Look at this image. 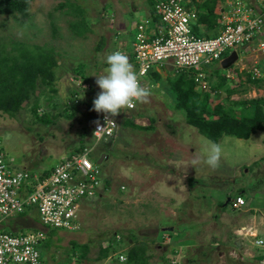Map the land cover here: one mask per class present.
I'll use <instances>...</instances> for the list:
<instances>
[{"label": "rangeland", "instance_id": "obj_1", "mask_svg": "<svg viewBox=\"0 0 264 264\" xmlns=\"http://www.w3.org/2000/svg\"><path fill=\"white\" fill-rule=\"evenodd\" d=\"M147 2L34 0L27 18L0 16V50L20 49V44L27 52L40 47L52 50L58 63L51 86L37 82V99L21 104V110L11 117L0 112V142L13 171H39L49 163L57 165L60 156L82 143L95 146L91 130L97 112L91 110V105L100 91L95 76L107 67V54H126L125 47L131 49L134 42L132 33L116 37L117 30L110 24L121 19L136 26L144 19L141 10ZM80 21L82 29L72 28ZM10 55L14 58L20 52L11 51ZM232 69L221 70L219 65L204 69L207 82L219 83L220 76ZM78 77L87 79L91 91L75 105L77 112L66 117L62 110L73 102L70 93L80 84ZM226 82L233 84L229 79ZM164 87L158 85L151 91L148 103H136L133 110L118 118L140 127L152 126V130L140 132L120 126L116 136L103 143L107 148L102 151L100 145L92 151L93 164L98 155L107 156L95 166L103 183L108 182L103 184L108 192L96 201L81 204L79 234L69 232L57 242H50L47 256L55 255L61 261L56 264H68L70 254L79 253L73 243L84 245L83 251L88 249L83 261H73L76 264H117L111 259L96 261L100 246H107V238L115 234L122 241L112 243L115 257L139 243L136 247L151 255L146 264H264V251L247 242L243 244L250 254L246 253L242 261L231 259L228 252L234 248V241L227 231L239 227L240 219L254 216L255 229L264 232V133L258 132L248 140L223 137L217 142L222 145L217 169L203 162L191 167L193 159H203L208 139L186 123L185 113L173 108V98ZM260 97H264V90L251 86L247 94L235 95L229 101ZM218 100L210 94L209 109ZM34 105L38 106L36 115L32 112ZM227 195L241 196L246 205L238 210L231 203L225 206ZM203 226L217 228L205 233ZM214 241L218 245L212 248ZM173 251L180 256L171 260Z\"/></svg>", "mask_w": 264, "mask_h": 264}, {"label": "built area", "instance_id": "obj_2", "mask_svg": "<svg viewBox=\"0 0 264 264\" xmlns=\"http://www.w3.org/2000/svg\"><path fill=\"white\" fill-rule=\"evenodd\" d=\"M153 1L154 14L159 17L162 28H156L153 38H149L146 29L153 22L151 19L144 20L137 27L133 46L135 71L141 84L150 90L151 85L145 83L150 70L154 66H163L168 61L172 63L176 73L191 72L194 84L201 92H206L208 82L202 71L204 65L218 62L224 54L252 44H255L258 53L264 57V11L251 18L252 10L242 7L239 0L241 3L235 2V11L224 20L221 34L204 39L193 34L190 24L196 21V14L187 9L182 0ZM250 73L252 79L264 80L263 70L253 68ZM86 88L87 85H81V89ZM134 107L135 104L122 109L118 116L111 118L115 125L105 122L104 115L98 113L96 121L104 127L97 130V124H93L92 138L95 144L114 138L119 116ZM61 161L48 176L37 180L36 176L28 172L10 170L0 142V219L22 214L27 207H35L43 226L75 231L78 228L81 203L99 197L103 188L101 174L86 155L65 156ZM22 189L28 190L24 196L19 194ZM231 204L233 209L238 210L245 202L242 198H236ZM244 235L254 239L255 247L264 250V239L257 238L255 232L247 231ZM43 240L41 232L23 236L0 232V264H47L40 260L38 252V246ZM118 260L123 262L124 257L119 255Z\"/></svg>", "mask_w": 264, "mask_h": 264}, {"label": "trees", "instance_id": "obj_3", "mask_svg": "<svg viewBox=\"0 0 264 264\" xmlns=\"http://www.w3.org/2000/svg\"><path fill=\"white\" fill-rule=\"evenodd\" d=\"M33 1L34 0H0V16L11 17L18 15L21 18H27L29 16L30 4ZM193 1L194 0H182V4L187 7V9L193 10L190 5ZM217 2L218 0H205L201 3L195 4V11H193L197 18L196 21L190 24L191 30L195 36H199L198 25L200 24H207L210 28L217 26V17L212 14L213 7ZM149 3L151 6L150 15L152 16L155 28H162L159 17L154 14L153 0H149ZM140 24L135 28V37L137 35V27ZM82 25L83 21H80L73 24L72 28L78 27L82 29ZM19 47L20 49L16 47V49L12 48L11 50L14 52H20V55H17L14 58L10 55L11 51H6L5 48L2 47L0 50V112L8 114L10 117L21 110V104L24 102L29 101L30 99H37L35 91L36 88H38V81L45 85H52L55 81L53 69L58 67V63L55 60L54 52L52 50H44L35 46L36 49L34 51L27 52V49L23 48V45L20 44ZM227 56V53L224 54L222 59ZM78 74H81L80 71ZM148 76H150V72ZM78 79L80 80L81 77H78ZM154 79V82L160 81L157 76L154 77ZM226 79V76H220L219 83L208 82V90L206 92H201L194 84L191 72H177L170 74L164 85L166 86L167 92H169L173 98V108L176 111L185 113L186 123L197 129V131L206 136L208 140L218 142L223 137L248 140L252 135H255L258 132L264 133V97L242 100L239 102H230V97L237 94V92L236 87L232 86L233 84L228 85ZM80 81L81 84L88 82L87 79H81ZM247 82L255 87H262L261 84H264V82L251 79L250 77H247ZM79 91L80 89L76 87L74 92L70 93L71 99L75 98ZM51 92H56L53 87L51 88ZM222 93H224L223 98L221 97ZM210 94L219 99L216 101L217 104L212 109H209ZM222 101L224 103H222ZM34 102L36 101L34 100ZM227 103L229 105H227ZM37 108L38 106L34 105L32 109V112L35 115ZM77 110V106L70 104L69 106H65L62 111L66 117H70L75 114ZM41 120H43V118H39V121ZM123 127L131 128L134 131L140 132L153 129L152 126H136L129 120L124 121ZM106 146L107 145L102 149L107 148ZM91 150L90 143L88 145L82 143L79 148L72 151L70 150L66 156L86 155V157L91 160L90 158L94 157V153H92ZM95 160H97V158ZM106 184H108V182H106ZM226 197V201H233L236 198H242L239 195H236L234 198L230 195H227ZM227 205L225 203V206ZM117 238L119 240H117ZM113 241L122 242L120 236L116 234L107 238V246H100L98 249V256L96 257L97 262L106 261L108 258H112L111 261L113 260V262L120 264L119 260L117 259V261H115V257H113ZM138 244H135L133 247L130 246L131 249L124 254L126 257L124 264H146L147 260L151 259V255L147 256V250L145 252L144 250H139V246L136 247ZM73 246L79 250V253L74 257L85 259V254L88 249L83 251L84 245L79 246L73 243Z\"/></svg>", "mask_w": 264, "mask_h": 264}, {"label": "crops", "instance_id": "obj_4", "mask_svg": "<svg viewBox=\"0 0 264 264\" xmlns=\"http://www.w3.org/2000/svg\"><path fill=\"white\" fill-rule=\"evenodd\" d=\"M202 1H205V0H194L193 2H191L192 4L189 3L192 6L191 9H193L195 11V6H196L195 4L201 3ZM237 1H239V0H218V2L213 7V13H212L217 17L216 18L217 26L214 28H210L207 24L206 25H198L199 26V28H198L199 36H196V37L209 39V38H214V37L220 35L222 30H223L224 20L231 16L232 11H235L234 10V8L236 7L235 2H237ZM240 1L239 2L241 3L242 7H245V8L248 7V8H250V10H252L251 11L252 12L251 18H255L256 16L260 15L264 11V0H256V1L240 0ZM140 10H141V7H140ZM193 10H190V11H193ZM150 11H151V6H150V3L147 2L146 7L143 8V10H141L142 16H144V19L142 21H144L146 19H148V20L151 19L153 22L152 16L150 15ZM236 12H238V11H236ZM141 22L135 23L136 26L138 24H140ZM110 25H113V26L111 27ZM110 25H109V27H111V28L115 27L116 28L117 32H115V31L114 32L116 34V37H118V38H119V35H121V34H123V37L128 36L130 33L133 34L134 42L131 44V49H129L127 47H125V49L128 50V53H126V55L129 59L130 63L134 66V68H136V63L134 60V48H133L134 43H135V33H136L135 32L136 26L134 25V22H131L130 24H125L120 19V21L112 22ZM146 33H147L149 38H153V33H156V28H155V25L153 23H151V25L146 29ZM120 45L122 47L124 46L123 43H120ZM232 52L233 51L227 53L228 56ZM235 52L237 53L238 56H239V54H241V57H240V59L238 57L237 61L232 65V67H234V66L235 67H234V69H232V67L230 68V69H232V71L226 75V78L229 79V81H231L233 83L232 86L236 87L237 94H235V95H238L241 93L247 94V91L252 86L250 83L247 82V77L251 78L250 72L253 68H259V69L264 71V57L258 53V51L256 50V47H255V44H252L248 47H242V48L236 49ZM225 58H223V59H225ZM223 59H221L218 62L209 64V65H204L203 69H202L203 73L206 75L204 69H207L210 66H213V65H215V66L219 65L220 66V63ZM220 69L223 70L221 67H220ZM230 69H228V70H230ZM171 73H176V72L174 71L172 63L169 61L166 62L163 66H154L150 70V76L147 77V79L145 80V83H148L149 85H151V91L153 89H155L158 85H160L161 87H164L165 86L164 84H166L165 81L168 79V77L170 76ZM156 76L160 79V81H157V82L153 81L154 77H156ZM258 80L264 82L263 79H258ZM84 84L88 85L89 83L87 82ZM261 86L262 87H255V86H252V87H254L256 89L264 90V84H261ZM86 90H87V88H86ZM90 91H91V86H90L89 92ZM89 92L85 91L81 97L83 98V96L88 94ZM235 95H233V96H235ZM233 96H231V97H233ZM243 100H251V99H243ZM124 121L125 120H123V119H121V120L118 119L119 127L123 126ZM5 157H6V155H5ZM59 160L60 161L62 160V156L59 157ZM60 161L58 162V164L60 163ZM7 163H8V166L10 168V164H9L8 160H7ZM55 166L53 164L49 163V165L41 166L39 171L23 170V171H18V172H28L32 176H36L37 180H41L44 177L48 176L50 174V172L55 168ZM10 170L12 172H15L11 168H10ZM103 192H104V187L99 192L98 196L102 197ZM27 193H28V190L22 189L19 194L21 196H24ZM96 200L97 199H95V201ZM83 203L85 204V202H83ZM245 205H246V203H245ZM243 207H241V208H243ZM80 208H81V206H80ZM248 211L249 210H245V213ZM241 220L242 219H240V221H237V223H238L237 226H239V227H237L233 230L232 229L227 230V231H229L228 234L231 235V241L232 242H233L234 235L241 234V228L246 227V229L248 228L250 230H254V231L256 230L254 225H253L254 220H255L254 216L245 217V219H243L242 221ZM212 224H214V223H212ZM209 228L210 227H207V226L202 227V229L205 230V233H207V232H210L207 230H213V231L215 230L216 231L217 226L215 228H213V227L210 229ZM62 231L63 230H55V229L48 230V229H46L45 226H43L41 224L37 209L35 207H27L22 214L13 215V216L6 218V219H0V232L6 233L9 235L23 236V235H26L28 233H34V232L43 233L44 240L42 242H40V245L38 248H39V252H40L39 254H40L41 260L47 264H56L55 262H61V261L56 260L54 253H53V255H54L53 257L47 256L48 252H50V250H51L50 249V246H51L50 242L53 240L57 242V239L58 240L60 239L59 237H61L63 234L68 235L69 232L70 233L75 232V233L79 234V232H80L79 219H78V228L75 231H66V233H64ZM257 234L264 236V232L261 234L257 231ZM213 238L214 237H211V239H213ZM60 242L62 243V241H60ZM73 242H75V241H72V243ZM217 245H218L217 242L214 241V243H211L210 247L214 248ZM235 247H237L238 249H241V243L236 242ZM231 251L232 250H230V252ZM173 252H171L170 257L173 258L174 256H176V257L180 256V255L179 256L176 255L177 252H174V253ZM74 256H76V254H75V252L74 253L72 252L69 256L70 260H69L68 264H76L73 261H77V259H79L80 261H83V259H80V258H77ZM250 257L252 258L253 256L251 255ZM58 264H60V263H58Z\"/></svg>", "mask_w": 264, "mask_h": 264}, {"label": "clouds", "instance_id": "obj_5", "mask_svg": "<svg viewBox=\"0 0 264 264\" xmlns=\"http://www.w3.org/2000/svg\"><path fill=\"white\" fill-rule=\"evenodd\" d=\"M104 63L107 65V67L104 69L103 73L98 76H95L96 77L95 84L98 86L100 91L97 92L96 97L94 98L92 102L93 105H91L92 107L91 110L97 112V115L98 113L103 114L105 122H111L113 125H115L113 119L111 118L118 116L121 113L122 109L130 108L136 103H148L149 97L151 96L152 93L148 87H145L141 84L137 76V73L135 71V68L130 63L126 54L120 51H115L110 54H107L104 57ZM81 85H82L81 82L79 85H77L80 91L78 95L72 99L73 102L70 104H73V105L79 104L82 94L85 91L87 92L89 91L90 89L89 84L87 85V90L81 89ZM70 104H68V106ZM94 123L97 124V130L102 129L104 127V125H101L99 121H95ZM118 128H119V124H118ZM91 134H92V130H91ZM106 142H101L99 144H95L94 142L95 146L93 148L91 147L92 148L91 151L94 152L95 151L94 148H99L101 147L100 145H102V148L105 147L103 143H106ZM103 154L98 155L97 160L99 159V157L101 158ZM65 156L66 154L62 156V158ZM221 156H222V145L220 143L208 140L206 144V148L203 153V159L201 160V158L199 157L195 158L190 162L189 165L191 167H194L200 164L201 162H203L207 167H209L212 170H215L220 166ZM105 157L107 156L105 155ZM96 161L94 164L90 161L94 167H96L95 166ZM96 168L98 169V167ZM101 183H102V186L103 184H106L105 182L103 183L102 177H101ZM104 192H108L105 189V187H104ZM231 202L232 201H230L229 203ZM247 231H253L255 232L257 238L264 239L263 236L257 234L256 230L254 231L248 228L246 229V227L241 228V234H236L233 237L234 248L232 249L231 252L230 251L228 252V255L230 256L231 259L242 261L241 259H244L243 258L244 255L249 252L248 247L244 245L243 243L247 242L250 245H253L254 239H250L249 237H246L244 235V233H246ZM250 241H252V243ZM236 242L241 243V249H238L237 247H235ZM38 252H39V248H38ZM122 253L123 252H120L119 255H122L124 257ZM113 257H115V254ZM115 258L118 259L117 256ZM110 259L112 258H108L106 261L108 262ZM40 260H41V257H40ZM124 261H126V259ZM123 262L119 261V263H123Z\"/></svg>", "mask_w": 264, "mask_h": 264}, {"label": "water", "instance_id": "obj_6", "mask_svg": "<svg viewBox=\"0 0 264 264\" xmlns=\"http://www.w3.org/2000/svg\"><path fill=\"white\" fill-rule=\"evenodd\" d=\"M238 59V55L236 52H232L228 57H226L225 59H223L220 63V67L223 69V70H228L232 67V65L237 61ZM25 103H23L24 105ZM105 157V155L103 154L101 156V158H99L97 161H96V165H100L102 163V160L103 158ZM231 200H227L226 201V205L230 202Z\"/></svg>", "mask_w": 264, "mask_h": 264}, {"label": "flooded vegetation", "instance_id": "obj_7", "mask_svg": "<svg viewBox=\"0 0 264 264\" xmlns=\"http://www.w3.org/2000/svg\"><path fill=\"white\" fill-rule=\"evenodd\" d=\"M94 155V154H93Z\"/></svg>", "mask_w": 264, "mask_h": 264}]
</instances>
